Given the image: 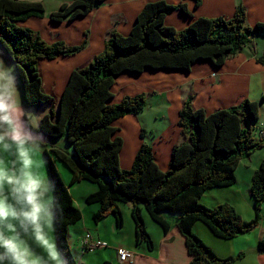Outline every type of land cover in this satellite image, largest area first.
<instances>
[{
  "label": "trees",
  "instance_id": "16d2710c",
  "mask_svg": "<svg viewBox=\"0 0 264 264\" xmlns=\"http://www.w3.org/2000/svg\"><path fill=\"white\" fill-rule=\"evenodd\" d=\"M105 1L69 0L49 19L57 24L74 21ZM199 4L197 0L196 6ZM175 11L192 17L184 3L154 1L144 6L127 36L115 28L108 32L104 50L71 73L58 99L44 91L41 60L75 56L87 48V41L81 45L63 40L50 43L40 31L22 25L31 18L46 17L41 2L0 0V47L15 66L24 105L27 109L51 106L50 114L42 117L36 129L50 142L62 139L69 147L65 151L43 146L58 200L54 223L57 247L67 264H77L69 244V229L81 221L83 213L74 204L56 161L72 174L70 185L88 181L98 186L87 197L88 204H100L95 223L112 215L122 228L120 204H131L137 243L146 242L150 250L154 242L142 211H147L164 231L170 229L165 214L175 215L193 264H232L243 257L218 256L194 232L197 222L204 223L216 237L231 240L251 232L262 220L264 159L252 178L254 219L245 220L230 204L210 208L202 203L208 190L235 185L240 162L264 148V136L255 138L258 102L246 100L208 113L196 108L195 97L189 95L179 113L185 141L174 146L168 169H160L153 147L147 143L142 144L129 170L121 167L124 140L116 124L127 116L141 114L147 107V94L127 95L115 103L113 88L119 76L147 70L191 72L198 61L220 67L248 46L253 37L264 33L263 23L254 27L247 24V12L241 5L232 18H197L182 30L166 24L167 16ZM258 62L264 64V55ZM258 250L264 253V240Z\"/></svg>",
  "mask_w": 264,
  "mask_h": 264
},
{
  "label": "crops",
  "instance_id": "0c3cea01",
  "mask_svg": "<svg viewBox=\"0 0 264 264\" xmlns=\"http://www.w3.org/2000/svg\"><path fill=\"white\" fill-rule=\"evenodd\" d=\"M41 2L45 0H31ZM69 0L60 2L59 7ZM165 1L175 5L184 3L192 17L175 11L167 16L166 24L177 30L188 27L197 18H232L236 8L241 5L247 12V24L254 27L258 23L264 24V0H107L95 8L85 17L64 23H53L49 18H31L22 25L40 31L43 38L50 43L63 40L70 45H81L87 41V48L71 57H59L55 60H41L44 91L56 96L62 95L71 73L100 54L104 50L105 39L112 29L127 36L136 23V18L144 6L149 2ZM54 12V11H53ZM49 16V15H48ZM115 22H117L115 24ZM261 41V46L259 42ZM264 55V33L257 34L251 43L244 47L237 55L228 59L220 67L210 61L196 62L191 72L185 71H150L141 74L124 73L117 78L113 88L114 102H120L124 96L146 93L165 97L168 108L163 112V126L157 130H147L141 122V114L127 116L116 124L120 129L118 135L124 140L120 154L123 169L129 170L142 144L153 147L157 164L166 171L172 159V152L176 144L185 141L179 125L180 110L189 95H193L194 106L212 113L218 109H227L249 100L259 104V121L255 138L258 139L264 130V64L258 62ZM0 64L14 70L15 66L7 53L0 47ZM16 76V74H15ZM17 78V77H16ZM18 95L24 105L22 88L17 80ZM34 109V108H33ZM35 115L43 117L51 111V106L37 108ZM163 110V109H162ZM57 111V108L55 109ZM41 119L34 121L37 128ZM131 136L130 140H128ZM127 137V139H126ZM147 138H149L147 140ZM47 149L58 148L69 150L64 140L50 142L46 139ZM43 153V150L40 152ZM40 153L37 162L40 163ZM264 159V148L252 156L243 159L237 169V183L230 187L214 188L206 192L211 194L212 204H230L247 221L255 217L254 202L251 196V184L254 173L259 169ZM56 165L69 185V191L74 204L82 211L83 218L69 229V244L77 264H193L189 255L186 239L177 227L175 215L165 214L170 229H164L154 222L147 211L143 210L147 230L152 236L154 249L150 250L146 242L137 243L135 221L132 217V205L120 204L124 215V225L117 226L114 216L110 215L99 223H95L94 214L100 209V204H88L87 197L98 190V186L88 181L70 185L72 174L59 161ZM202 198V200H203ZM262 220L251 232L231 240L216 237L202 222H197L194 232L207 243L218 256L228 258L243 254L239 261L233 264H264V253H260L258 245L264 240V203L262 206ZM54 226L47 229L48 236L57 247ZM90 233L94 238L106 241L107 248L85 251L83 237ZM24 246L29 248L34 259L39 258L40 264L48 260L46 250L30 235H21ZM125 248L134 254L133 262L122 263L118 259L117 250ZM58 250V247H57ZM3 251V249H0ZM59 252V251H58ZM4 264H8L5 261Z\"/></svg>",
  "mask_w": 264,
  "mask_h": 264
},
{
  "label": "clouds",
  "instance_id": "9594fccd",
  "mask_svg": "<svg viewBox=\"0 0 264 264\" xmlns=\"http://www.w3.org/2000/svg\"><path fill=\"white\" fill-rule=\"evenodd\" d=\"M39 119L23 108L14 70L0 64V264H40L21 235L46 250L45 264H67L46 231L54 226L58 200L36 159L46 144L34 125Z\"/></svg>",
  "mask_w": 264,
  "mask_h": 264
},
{
  "label": "rangeland",
  "instance_id": "374dc122",
  "mask_svg": "<svg viewBox=\"0 0 264 264\" xmlns=\"http://www.w3.org/2000/svg\"><path fill=\"white\" fill-rule=\"evenodd\" d=\"M61 1H63V0H45L44 7H45L46 12H47L46 18H49V16L51 15V13L53 11H57L59 9V4ZM258 42L260 43L259 46H261L262 45L261 41L259 40ZM165 100H166L165 97H160L159 95H154V94H152V95L147 94V107L145 108V110L141 114V122H142V125L145 129H147L149 131L157 130L163 126L164 119L161 118L163 116L162 111H165L168 108V105L166 104ZM40 108L41 107H39V109ZM35 110H36V112H38L37 108L31 109V110H29V112L35 115V113H36V112H34ZM50 112L48 114H50ZM130 138H131V136H129L128 140H130ZM126 139H127V137H126ZM148 139L149 138H147V140ZM40 163H42V165H43L42 168L39 169L40 172L46 178L50 179L48 164H47V161H46L43 153H40ZM205 201L207 203H212L213 200H212L211 194H207L203 198L202 203L205 204L206 206L210 207V208H214V206L212 204H207V203H205ZM238 255L239 254H237L233 257H237ZM237 261H239V260H237ZM237 261H235V262H237Z\"/></svg>",
  "mask_w": 264,
  "mask_h": 264
},
{
  "label": "built area",
  "instance_id": "2783aa9c",
  "mask_svg": "<svg viewBox=\"0 0 264 264\" xmlns=\"http://www.w3.org/2000/svg\"><path fill=\"white\" fill-rule=\"evenodd\" d=\"M262 135L264 136V130L262 131ZM82 243L85 251H94L97 249L107 248L109 246L106 241L96 239L90 233H87L83 237ZM117 255L118 259L122 263L134 261V254L125 248L118 249Z\"/></svg>",
  "mask_w": 264,
  "mask_h": 264
}]
</instances>
